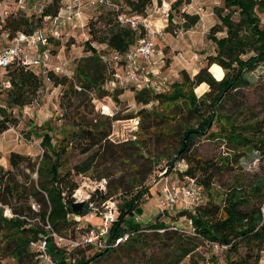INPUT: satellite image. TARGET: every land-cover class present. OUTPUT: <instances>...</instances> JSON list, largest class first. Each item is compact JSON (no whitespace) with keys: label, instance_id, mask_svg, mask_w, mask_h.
Listing matches in <instances>:
<instances>
[{"label":"trees","instance_id":"obj_1","mask_svg":"<svg viewBox=\"0 0 264 264\" xmlns=\"http://www.w3.org/2000/svg\"><path fill=\"white\" fill-rule=\"evenodd\" d=\"M156 1L161 3L162 0ZM168 1L167 31L173 25L174 13L187 2ZM150 2L125 0V3H118L125 13L144 16ZM61 5L62 0H51L41 6L40 12L34 10L30 15L23 9H18L23 12L18 16L11 11L6 23L10 35L16 30L36 29L43 16L56 15ZM105 8L108 9L106 13L98 12L96 17L86 22V45L91 53L78 60L73 75L67 77L54 71L48 73L53 84L64 88L60 104L64 109L62 116L67 118L71 130L53 141L48 133L53 128L46 125V132L40 141L43 148L40 159L35 161L27 155L11 151L8 155L10 169L4 170L0 165V258L9 256L14 264H36L37 260L33 259L37 252L32 251L30 245L44 238L46 252L54 264H89L115 251L130 254L134 250L146 254L138 264H181L185 259L189 264H219L218 257L211 252L215 246L224 252L225 264H259L264 252V172L247 183L231 182L223 192L224 196H220L222 203H217L213 198L214 195L219 197L212 185L215 179L210 172L205 173L220 164L229 166L230 157L219 155L217 161L203 159L193 152V145L207 136L223 141L230 149L229 156L239 158L256 152L264 158V116L250 114L249 108L248 114L240 109L227 113L221 109L231 93L250 84L245 72L264 64V0H222L221 6L213 7L219 22L209 28L206 37L214 43V50L206 54L203 65L194 75L181 70L180 77L161 91L149 84L133 85V99L141 106L131 116L139 117V129L136 139L118 144L108 139L111 116L87 118L89 91L117 98L124 89L120 86L104 88V84L112 79L115 68L108 66L102 59L103 54L89 44H104V49L110 52H124L135 43L140 31L120 24L116 12L110 7ZM180 16L183 29H189L199 21V15L195 13L183 11ZM99 23L102 25L96 27ZM105 27L107 30L104 32ZM220 32L224 35L217 36ZM213 64L223 69V75L218 77L217 71L212 69ZM7 78L11 86L0 91L1 104L4 105L0 107V131L6 130L15 121L6 106L21 108L31 104L42 79L35 71L22 65L10 66ZM201 83H205L207 89L197 95L195 88ZM149 104L151 108L148 109L146 106ZM32 133L31 126L26 134L29 136ZM71 146L78 148L82 154L91 152L81 162L69 167L66 160ZM144 149L153 156H145ZM163 154L168 157L170 168L177 161L184 160L187 167L179 175L194 178L202 186L201 192L207 191V201L202 202L200 198L192 207H176V211L174 209L168 214L172 218L176 214L186 217L191 224L190 230L169 224L166 217H161L158 212L156 219L147 227L128 218L142 214L140 204L145 196H151L148 176L156 164L155 160L158 161ZM106 160L120 162L123 165L121 174L114 182H107L105 190L90 191L83 209L73 212L72 194L78 185L71 172L101 179L109 174L94 175L92 171ZM26 170L36 173L37 177L32 180L36 186L34 183L27 185L21 179ZM24 194L37 201V211L29 205L26 212L16 207L15 202L22 200ZM113 194L123 198L117 220L111 226L109 240L130 230L133 233L128 239L110 249L98 250L87 246L95 250L90 258L72 256L70 252L74 249L68 252L56 245L52 233L66 235L76 221L72 214L91 212L89 202L95 198L104 202L112 199ZM5 208L11 210V215L4 214ZM29 213L37 215L38 220L28 219ZM70 231L73 232V229ZM202 245L207 246L208 254L200 252ZM150 249L151 252L148 251Z\"/></svg>","mask_w":264,"mask_h":264},{"label":"rangeland","instance_id":"obj_2","mask_svg":"<svg viewBox=\"0 0 264 264\" xmlns=\"http://www.w3.org/2000/svg\"><path fill=\"white\" fill-rule=\"evenodd\" d=\"M50 1L51 0H29V5L31 8L29 9V11L24 9L23 10L24 12L27 11L26 13L30 15V13H34V9L36 7H39V5L45 6ZM117 1L119 3H122L123 1V3H125V0ZM155 1L156 0H151V2L147 5L146 11H144L145 17L148 16V12L151 11L150 9L152 8V6H154L153 2ZM165 1L168 3V7H166L163 15L165 16L164 18L167 19L170 1L162 0L161 3H158L157 1L156 2L158 5H162V3ZM186 1L189 2L190 0ZM5 2H7L9 6H13L11 10L14 11L16 16L20 14L23 15V12L14 7V0H6ZM25 5V8L29 7V5ZM197 5H202L208 13L210 11V8H212L213 10L214 6H221L222 0H200L199 3H194V6ZM183 9L184 4L179 7V10L177 12L174 13L173 25L170 27L169 31H167L168 33L166 34V36L157 34L154 38V44L156 48V52L154 53V55L156 53L157 55L159 53L161 55L159 61H162L158 64L160 67H157V69H161V71L165 70L167 67L170 71H173L175 68L179 67V65H177L176 59L180 52L184 53L187 51L185 55L187 57H192L193 54L200 55L204 54V52L206 51L214 50V43H212L206 37L207 32L211 27H209V24H207L206 27L202 28L200 31L199 28L196 29L197 27H194V30L196 29L195 33L198 32V41L195 44H192V47L186 46L185 48H183V39L185 38V36L182 35L185 33V29L181 27V22L183 20L180 16L181 12H183ZM96 11L97 13H106L108 9H106L105 7H98ZM158 15L160 16V14ZM34 17L35 16L32 15L33 21L36 20V18ZM92 17H96V14ZM214 18L215 22L218 23L219 20L216 15L214 16ZM210 22L207 21V23ZM42 24H44L43 21L41 22L40 26H42ZM101 25L102 24L99 23L96 25V27H99ZM62 30H60V35L58 37H50V42L47 49L50 51V53H52L50 57L52 59V63L62 64L66 62L65 64H63V67L65 72H67V77H71L73 75V70L78 63V60L81 57L87 55V26L85 27V36L84 34H82L83 30L81 29L77 30L73 28L71 29L70 27H65ZM106 30L107 27L104 28V32ZM222 35H224L223 32L217 34V36ZM89 45H91V43ZM93 45L96 47L95 49H98L103 54L104 57H111V52L109 50L101 48L102 46L95 42L93 43ZM157 49H159V52H157ZM189 49L191 51H189ZM154 55L151 56L150 59H152ZM198 58H200V56H198ZM212 69L217 71L216 74L218 75V77L223 75V69L218 68L216 65H212ZM60 75L63 74L60 73ZM244 75L248 79L250 84L241 86L237 91L231 93L229 97L222 103L221 109L226 113L240 109L244 111L245 114H248L247 109L249 108L250 114L264 116V64L258 65L253 70H247ZM158 76L162 77L161 75ZM167 77L171 82L177 78L173 73L169 74ZM132 85L134 84H126L122 92L117 95V98H114L110 94H99L94 91H89L87 93V118L96 117L97 115L111 116L112 122L108 139L114 144L121 143L128 139L129 134L131 133L130 129H132V125L135 124V120L138 121V127L137 130L132 133H135L136 139V132L139 129V117H132L131 115L136 113L141 104L136 103L133 99L134 87ZM107 87H110V85L108 83H105L104 88ZM206 87L207 86L205 83L199 84L195 88L196 94H202L206 90ZM63 89L64 88L62 85H55L50 80L41 79V85L35 95V99L31 104L25 105L21 108L6 106L8 111H10L12 116L15 118V121L9 124V127L6 130L0 131V165L4 170L10 169V165L8 163V155L11 151H16L18 153L27 155L35 161L40 159L43 152V148L40 146V141L42 134L46 132V125H49L50 128H53L48 132L50 135H52L53 141H55L56 139L58 140L62 133L65 134L71 130L70 125L67 124V118L65 116H62L64 109L60 104V101L62 98ZM1 98L2 97H0V102L2 100ZM146 107L148 109L151 108V104L147 105ZM31 126L33 133L27 136L26 133ZM151 147L156 152V148L155 146H153V144H151ZM69 148L70 150L69 155L67 156V160L65 157L66 164L69 167L81 162L91 152L90 150L89 152L82 154L76 147L71 146ZM171 151L172 150L170 149L169 152L171 153ZM229 151L230 149L227 148L223 141L209 138L207 136L201 137L193 145V152L203 159H214L215 161H217L219 155H227L228 157H230L229 166H223L220 164L218 166H215L214 168H211L210 171L205 173V175H207L210 172V174H212L215 179L212 185L215 187V192L219 195V197H217V195H214L213 198L217 203H222V200H220V196H224L223 192L226 191L231 182L247 183L254 176L261 175L264 172V158H261L256 152H252L243 157L235 158L234 156H229ZM143 153L145 154V156H153L147 149H144ZM131 158L132 157H130V159ZM157 160L158 161L155 160L156 164H154L153 169L151 170V173L147 179V185H150L149 191L151 196H145L144 202L140 204V207L142 208V214L137 216H128V218L130 217L135 221H139L142 227H147L157 217V197L160 184L164 181L165 178L171 180L183 179V177L179 175V173L187 167V164L184 160H179L174 164L172 168H170L167 165L168 157H166L165 154L160 155ZM122 170L123 165L120 162L118 163V161L106 160L99 166H96L92 172L94 175H105V173H108L109 176H103L100 179L89 174H75L74 172H71V176L72 179L77 182V188L80 189V192H84L85 194L86 192H89L90 187H93V184L90 181L96 179L98 181H103L106 188L107 182H114L115 180H117V177L121 174ZM124 172L128 175H132V173L128 171ZM161 172L163 174L159 176V173ZM23 173L25 174V176L23 175L21 179L25 180L27 185H31L32 183H34V186L37 185L36 182H32V180L37 177L35 172L26 170L23 171ZM116 195L117 194H113L112 199L110 200L111 202H114V205L117 207V212L115 211V214L118 216L119 206L122 203L123 197H116ZM200 197L202 198V202L207 201V191L203 190ZM91 203L99 209L102 208L103 202L100 201L99 198H95V200ZM15 205L17 208L20 207V209H23L25 212L27 211L28 205L33 211H37V209L39 208V204L37 203V201H35L31 195L26 194H24L22 200L15 202ZM110 205L112 204L110 203ZM4 214L11 215V210L9 208H5ZM29 214L31 215L27 216L28 219L32 217V220H38L39 217L37 215L35 216L32 213ZM72 217L76 221L71 225L69 231H67L68 233L63 236H76L79 238L80 233H82L86 228L90 226L101 225L103 222L101 215L99 213L95 214L93 212H88L83 215L74 213L72 214ZM167 217L165 218V220L169 224L174 223L175 225H179V227H183L188 230L191 229L190 221L186 217H179L177 216V214L173 216V218L172 216H169L168 218ZM174 217L176 219H174ZM72 229L73 232L70 231ZM36 244L37 243H32L30 245L32 251L36 252ZM148 251L151 252L152 249ZM94 252V249L81 247L72 250L70 253L75 257H80L83 255L85 258H90L92 257ZM200 252L208 254L207 246L202 245L200 247ZM211 252L216 254L219 259V264H225L224 252L220 251V249H217L216 247H212ZM145 255L146 254L144 252H141L139 250H134L130 254L123 253L121 251H115L113 254H110L108 256H101L96 262H90L89 264H138L142 259L145 258ZM33 260H37L36 264H41L38 262L37 256H34ZM14 263L15 261L9 256H3L0 258V264ZM181 264L189 263L185 259Z\"/></svg>","mask_w":264,"mask_h":264},{"label":"built area","instance_id":"obj_3","mask_svg":"<svg viewBox=\"0 0 264 264\" xmlns=\"http://www.w3.org/2000/svg\"><path fill=\"white\" fill-rule=\"evenodd\" d=\"M1 0L0 2V36L4 37L7 44L0 47V91L7 89L11 86L10 80L7 78V69L12 65H22L39 74L42 79L50 80L48 73L54 71L58 74L62 73L67 75L63 64H54L49 58L47 47L50 42V37H55V33L62 27L66 20L72 19L79 14L81 0H67L62 2L58 12L54 16H43L42 26L33 29L32 31L16 30L10 35L9 28L7 27V19L12 11L10 6ZM17 9H24L26 0H14ZM92 3L98 6L110 7L116 12V19L120 24L127 25L132 29L140 31L135 43L131 45L124 52L112 51L111 57L102 56L103 61L108 65L115 68L112 79L107 83L112 89L116 86L125 87L126 84H149L155 90H163L167 84L170 83L168 77L157 76L151 82H144L146 76L149 75L148 70L144 69L142 65L148 61L151 56L156 52L154 38L157 34L155 27L147 20L145 16L136 13H125L123 7L115 0H92ZM41 6L36 7L34 10L40 12ZM28 11V10H27ZM74 25V24H73ZM140 84V85H141ZM1 96V93H0ZM0 107L4 105L0 102ZM108 114V113H106ZM134 119V118H133ZM138 121L132 125L131 133L128 139H135ZM126 139V140H128ZM93 187L89 188V192L84 194L77 188L72 194L73 202L87 201L90 196V191L96 189L105 190L103 181L93 180L90 181ZM202 186L198 184L194 178L187 175L183 176L181 180H171L165 178L159 186V193L157 197V210L161 217H167L176 207L189 208L200 200ZM110 203L112 205H110ZM91 212L99 213L103 219L101 225L90 226L80 233L79 238L76 236H63L52 233L55 237L56 245L66 251L72 249L90 246L94 249H110L122 243L133 233L130 230L125 231L121 235H117L109 240V233L111 226L117 220V207L110 199L102 203V208L94 206L89 202ZM116 211V212H115ZM36 256L38 262L41 264H54L49 254L45 249L44 238L36 244ZM216 247V246H215ZM259 264H264V252L262 253Z\"/></svg>","mask_w":264,"mask_h":264},{"label":"crops","instance_id":"obj_4","mask_svg":"<svg viewBox=\"0 0 264 264\" xmlns=\"http://www.w3.org/2000/svg\"><path fill=\"white\" fill-rule=\"evenodd\" d=\"M67 0H62V2H66ZM117 1V0H115ZM199 3L200 0H190L189 2L187 1V4H184V9L183 11L189 14H198L199 15V21L192 26L189 29H185V33L182 36H185L184 43H183V48H185L186 46L192 47V44H195L198 41V32L195 33L196 29L199 28V31L202 28H205L207 24H209V27L212 26L215 22V18H214V13L212 8H210V11L207 13L206 9L203 8L202 5H197L194 6V3ZM26 4L29 5V0H26ZM154 6H152V8L150 9L151 11H149L148 16L146 17L147 20L155 27V29L157 30V34L161 35V36H166V34L168 33L166 30V18H164L165 16L163 15L166 7H168V3L165 1L162 3V5H158L157 2H153ZM15 8H18L16 4H14ZM100 7L98 5H95L92 3V0H81V6L79 8V14L75 17H72V19L70 20H66V23L59 28L58 32L55 33L56 37H58L60 35V30H62L65 27H70L71 29H77V30H83L82 34H84L85 36V27H86V22L89 18H91L92 16H94L95 14H97L96 9ZM10 8L12 9L13 6H10ZM30 5L27 8H24V10H28L30 9ZM162 13V14H161ZM160 14V16L158 15ZM209 14V15H208ZM208 15V16H207ZM211 15V17H210ZM207 21H211L210 23H207ZM74 24V25H73ZM199 24V25H198ZM194 27H197L194 30ZM63 31V30H62ZM156 34V35H157ZM7 44V41L4 37L0 36V47L4 46ZM102 47L104 48L105 45L104 44H100ZM157 46V45H156ZM91 47L92 48H96L93 43H91ZM48 48V47H47ZM88 48V46H87ZM98 51V49H96ZM161 50V49H160ZM189 51H191L189 49ZM47 52L49 54V58L51 57L52 53H50V51L47 49ZM157 52H159V49H157ZM187 52V51H186ZM180 52L178 57H177V65H179V67L175 68L173 71H170L168 69V67L161 71V69H157V67H160L158 64L159 62L161 63V61H159V58L161 57L160 53L157 55V53L154 55V57L148 61H145L142 65L144 66L145 70H148L150 73L149 75L146 76V79L144 82H151L155 77H157L158 75H161L162 77H167L169 74H175L176 75V79L179 78L180 76V71L181 70H185L187 71L190 75H194L198 69L200 68L201 65H203L204 63V59L206 54H209L212 51H206L204 52V54H200V55H196L193 54L192 57H187L185 55V53ZM91 51L89 50V48L87 49V55L90 54ZM198 56H200V58H198ZM50 60H52L50 58ZM156 60V61H155ZM172 63V62H171ZM199 65V66H197ZM215 65V64H213ZM171 72V73H170ZM157 75V76H156ZM175 80V79H174ZM143 82V81H142ZM141 82V83H142ZM141 83H137V85H140ZM133 86V85H132ZM207 89V87H206Z\"/></svg>","mask_w":264,"mask_h":264},{"label":"water","instance_id":"obj_5","mask_svg":"<svg viewBox=\"0 0 264 264\" xmlns=\"http://www.w3.org/2000/svg\"><path fill=\"white\" fill-rule=\"evenodd\" d=\"M163 173H159V176H161ZM84 202L83 201H77L73 202L71 205V209L73 212H79L83 209Z\"/></svg>","mask_w":264,"mask_h":264}]
</instances>
